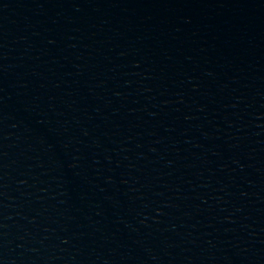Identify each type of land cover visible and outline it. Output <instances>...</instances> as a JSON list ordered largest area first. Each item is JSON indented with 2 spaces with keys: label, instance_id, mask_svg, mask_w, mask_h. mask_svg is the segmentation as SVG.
I'll list each match as a JSON object with an SVG mask.
<instances>
[{
  "label": "water",
  "instance_id": "obj_1",
  "mask_svg": "<svg viewBox=\"0 0 264 264\" xmlns=\"http://www.w3.org/2000/svg\"><path fill=\"white\" fill-rule=\"evenodd\" d=\"M0 264H264V0H0Z\"/></svg>",
  "mask_w": 264,
  "mask_h": 264
}]
</instances>
